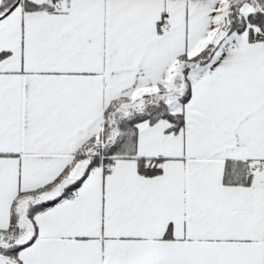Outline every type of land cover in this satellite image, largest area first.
Instances as JSON below:
<instances>
[{
    "label": "crops",
    "instance_id": "1",
    "mask_svg": "<svg viewBox=\"0 0 264 264\" xmlns=\"http://www.w3.org/2000/svg\"><path fill=\"white\" fill-rule=\"evenodd\" d=\"M27 5L21 0L0 15V229L20 191L53 183L102 132L111 100L140 105L164 89L168 110L169 101L184 124L173 132L167 119L138 123L134 157L102 161L72 195L36 216L22 264H264L259 28L223 38L228 0H61L51 11ZM252 10L241 7L245 18ZM160 22L168 29L159 30ZM216 43L210 61L179 82L178 57ZM140 158L161 171L141 173ZM227 161H248L253 184L240 163L232 171L243 182H225ZM63 186L40 198H55Z\"/></svg>",
    "mask_w": 264,
    "mask_h": 264
},
{
    "label": "trees",
    "instance_id": "2",
    "mask_svg": "<svg viewBox=\"0 0 264 264\" xmlns=\"http://www.w3.org/2000/svg\"><path fill=\"white\" fill-rule=\"evenodd\" d=\"M17 0H0V15L10 9ZM228 25L223 38L233 31L241 32L246 27L255 26L264 37V0H228ZM245 3L251 4L253 10L245 18L241 7ZM27 8L36 7L40 10H58L57 0L38 3L36 0H27ZM15 9V8H14ZM222 40V39H221ZM220 44V43H219ZM219 44H209L195 56L180 55L176 61L178 65L177 77L179 82L187 81V75L194 68L210 61ZM161 90V89H160ZM159 90V91H160ZM164 89L145 97L142 104L127 97H118L110 101L105 108L103 130L96 136L88 139L74 154L71 164L51 184L33 191H20L11 205V218L6 229H0V264H22L19 258L20 250L31 244L36 236V216L48 206L64 197H68L81 185L87 174L101 166L103 162H112L118 157H134L137 152L138 128L137 124L143 121L156 122L167 119L172 123L170 128L178 132L184 124L182 115L168 110ZM188 96V91L185 93ZM186 97V96H185ZM184 100V97L183 99ZM139 167L145 175L157 174L161 167H149L145 159L140 158ZM246 164L243 177L246 185H252L256 175L248 161H227L224 172V181L227 183L243 182L232 171L233 164ZM79 168L78 173L76 169ZM261 168L258 170L261 173ZM63 186V190L55 198L48 201L40 198L45 191L55 186ZM26 233H30L24 238ZM2 258H5L3 260Z\"/></svg>",
    "mask_w": 264,
    "mask_h": 264
},
{
    "label": "rangeland",
    "instance_id": "3",
    "mask_svg": "<svg viewBox=\"0 0 264 264\" xmlns=\"http://www.w3.org/2000/svg\"><path fill=\"white\" fill-rule=\"evenodd\" d=\"M177 85L180 86L179 83H176V84H175V87H176ZM175 87H174V88H175ZM160 88H161V87H160ZM160 88H159V89H160ZM133 101H135V100H133ZM167 101H168V100H167ZM169 103H170V105H169ZM168 105H169V110H170V111H175L176 107H174V106L172 105V102H169V101H168ZM44 199H45V198H44ZM28 235H30V233H26L25 236H24V238H25V237L27 238ZM2 259L5 260V258H2Z\"/></svg>",
    "mask_w": 264,
    "mask_h": 264
},
{
    "label": "water",
    "instance_id": "4",
    "mask_svg": "<svg viewBox=\"0 0 264 264\" xmlns=\"http://www.w3.org/2000/svg\"><path fill=\"white\" fill-rule=\"evenodd\" d=\"M20 1L21 0H17L15 4L2 15V17L8 15L14 8H16Z\"/></svg>",
    "mask_w": 264,
    "mask_h": 264
},
{
    "label": "built area",
    "instance_id": "5",
    "mask_svg": "<svg viewBox=\"0 0 264 264\" xmlns=\"http://www.w3.org/2000/svg\"><path fill=\"white\" fill-rule=\"evenodd\" d=\"M57 1L59 3L61 0H57ZM159 29L162 30V31H164V30L168 29V25L165 22H161L159 24Z\"/></svg>",
    "mask_w": 264,
    "mask_h": 264
}]
</instances>
